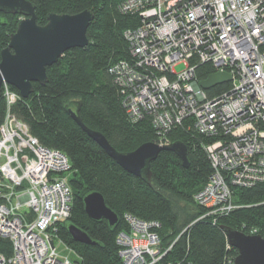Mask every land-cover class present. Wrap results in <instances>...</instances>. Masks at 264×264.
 I'll return each mask as SVG.
<instances>
[{"label":"built area","instance_id":"obj_1","mask_svg":"<svg viewBox=\"0 0 264 264\" xmlns=\"http://www.w3.org/2000/svg\"><path fill=\"white\" fill-rule=\"evenodd\" d=\"M119 7L140 17L124 32L130 61L108 71L129 121L148 116L165 145L182 124L214 138L204 146L211 175L194 199L205 210L201 219L227 214L236 206L232 186L264 181V0H125ZM206 63L231 78L211 97L197 78L196 67ZM1 88L0 237L12 253H0V264H79L56 245L57 224L72 206L70 162L32 136L11 110L19 94ZM124 220L128 232L116 234L122 264L158 263L166 251L160 223L127 212Z\"/></svg>","mask_w":264,"mask_h":264},{"label":"trees","instance_id":"obj_2","mask_svg":"<svg viewBox=\"0 0 264 264\" xmlns=\"http://www.w3.org/2000/svg\"><path fill=\"white\" fill-rule=\"evenodd\" d=\"M35 22L45 24L49 13L70 14L88 9L93 20L86 28L88 43L64 51L52 66L46 68L44 85L32 83L33 92L19 97L11 110L25 122L34 138L44 147L62 151L70 162L68 182L73 194L69 217L57 224L56 237L72 251L70 259L79 264H121L116 234L127 233L124 214L160 223L161 251L156 264H233L236 249L229 245L221 226L245 234L264 237V181L251 187L232 186L234 210L212 218L205 216L194 195L211 175L209 157L204 149L214 138L197 133L185 124L176 126L168 135L170 142L186 145L187 168L170 150H161L150 163L148 184L123 170L65 111V105L80 101L79 116L89 128L101 131L115 149L133 151L145 141H155V130L148 118L130 122L118 86L109 67L119 60H130V50L123 32L139 25L137 14L123 13L125 0H30ZM20 15L0 12V51L19 23ZM197 78L205 79L214 69L209 64L196 67ZM10 87V86H9ZM227 84L207 89L214 96ZM15 90L17 93L18 91ZM0 97V125L5 115ZM92 190L104 197L105 203L119 216L116 227L106 220L92 221L84 212L82 197ZM86 231L97 244H81L70 238L65 223ZM0 253L11 255V242L0 237Z\"/></svg>","mask_w":264,"mask_h":264},{"label":"water","instance_id":"obj_3","mask_svg":"<svg viewBox=\"0 0 264 264\" xmlns=\"http://www.w3.org/2000/svg\"><path fill=\"white\" fill-rule=\"evenodd\" d=\"M0 12L5 14H20L22 17L9 42L0 51V96L1 86L6 83L18 91L21 98H26L33 92V82L44 85L48 77L46 68L62 57L64 51L85 47L88 43L86 28L93 20V14L85 9L73 15L49 13L45 24L35 22L34 5L30 0H0ZM230 75L217 71L199 81V86L207 90L218 84L228 82ZM80 101L67 103L66 113L82 128L89 138L104 149L106 154L134 177L151 183L150 163L156 159L161 150H170L181 160L182 167L187 168V147L180 140L159 145L152 141H145L133 151H119L112 146L100 131L88 128L79 116ZM84 212L92 221L106 220L110 227H116L119 216L105 203L104 197L98 191L92 190L82 197ZM68 234L72 240L81 244L95 245L97 242L73 223L66 222ZM227 241L236 249L237 255L233 264H264V237L255 234H245L222 225ZM53 246V242L50 243Z\"/></svg>","mask_w":264,"mask_h":264},{"label":"rangeland","instance_id":"obj_4","mask_svg":"<svg viewBox=\"0 0 264 264\" xmlns=\"http://www.w3.org/2000/svg\"><path fill=\"white\" fill-rule=\"evenodd\" d=\"M132 14H135V13H132ZM16 15H18V14H16ZM20 15V14H19ZM22 16L20 15V18H21ZM19 18V19H20ZM123 35H124V32H123ZM125 38V37H124ZM130 59H131V53H130ZM123 60V59H122ZM128 61V60H127ZM130 61V60H129ZM175 69L176 70H182V65L181 64H178V65H176L175 66ZM145 118H148L149 119V117L148 116H146L145 115ZM177 126H179V125H177ZM174 129V128H173ZM155 130V134H156V129H154ZM169 133V132H168ZM154 143H157V144H162V142H159L158 140H157V137H156V139H155V141H153ZM162 145H165V144H162ZM231 191H232V188H231ZM232 198V197H231ZM232 202H233V198H232ZM233 204H235V203H233ZM236 205V204H235ZM236 207V206H235ZM234 210V209H233ZM232 211V210H231ZM125 215V214H124ZM123 218H124V216H123ZM129 226V225H128ZM249 234H252V233H249ZM56 245H57V249L59 250L58 252H59V254L60 255H62V254H64V255H67L68 257H70L71 258V256L73 255L72 254V251H71V249H69L63 242H61L59 239H57V242H56ZM121 264H122V260H121Z\"/></svg>","mask_w":264,"mask_h":264}]
</instances>
